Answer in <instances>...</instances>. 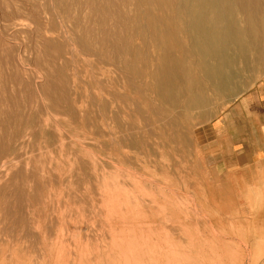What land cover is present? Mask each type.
<instances>
[{
  "label": "rangeland",
  "instance_id": "obj_1",
  "mask_svg": "<svg viewBox=\"0 0 264 264\" xmlns=\"http://www.w3.org/2000/svg\"><path fill=\"white\" fill-rule=\"evenodd\" d=\"M54 3L0 0V264H264L261 193L219 195L225 181L208 163L216 152L211 126L264 80V67L243 71L234 92L208 86L202 108H171L152 92L143 99L78 48L76 13L60 31L56 13L59 32L47 34L43 12L55 14Z\"/></svg>",
  "mask_w": 264,
  "mask_h": 264
},
{
  "label": "bare ground",
  "instance_id": "obj_2",
  "mask_svg": "<svg viewBox=\"0 0 264 264\" xmlns=\"http://www.w3.org/2000/svg\"><path fill=\"white\" fill-rule=\"evenodd\" d=\"M56 1H57V3H56ZM54 2H55L54 3L55 5H53V9L56 11L55 14L54 13L49 14V13L43 12V14H45L47 16V18H46L47 22L49 23V25H51V27H48L49 32L47 34L52 35L55 32H59L60 30H62V28H65L66 21L70 20L71 14L76 13V18H74L72 21V26H73L72 28L75 31V35H77V40H78V42L76 43L77 47L82 49L84 52H86L90 57H93L96 60L97 65H107V66H110V67L116 69L117 74H119V76L122 77L121 79L123 80V82L126 85L128 84L131 86V85L135 84L134 89H135L136 93L140 97H142L143 99L147 98V96H149V93L152 92V94H154L156 100L160 101L161 103L167 104L171 108L178 107L179 109H182L183 111L188 109L191 105H197L199 108H202L205 106V103H206V98L203 94V91L208 86L213 87L217 92L223 91L224 93H226L228 91L231 93L233 91L232 86H233L234 81L236 79L241 78V74L243 71L249 70L250 68H253V67H264V0H71L70 3L63 2L62 0H54ZM16 13L17 14L20 13L19 9L16 10ZM56 13H58V17H59L58 18L59 19V24H58V30L59 31L54 29V27L51 24L52 20L54 19L53 16L57 17ZM49 41H47V43H46L47 46H49ZM51 56H52V54H51ZM50 58H52V57H50ZM49 61L51 62V61H55V60L49 59ZM238 64L241 65V68H239L237 66ZM85 72H88V69ZM89 73H91V72H89ZM103 76L106 77L105 75H103ZM119 81H120V79H119ZM234 84H238V83H234ZM95 90H96V88H95ZM96 96H98V95L96 94ZM97 100H98V98H97ZM118 103H117V105H119ZM142 104H144V103H142ZM145 105H147V103ZM154 109L155 108H151V112H153L155 115H158L159 117H164L163 112H160L159 110H157V109L154 110ZM83 117H82V119H83ZM126 120L128 121V119H126ZM126 120H125V122H127ZM111 122H113V121H111ZM150 122H151V120H150ZM156 122H157V120H156ZM156 124H158V122ZM81 126H82V124H81ZM139 127L140 126H138V129H139ZM120 130H122V129H120ZM149 130H151V129H149ZM151 131H153V130H151ZM143 134L146 136L145 133H143ZM124 135H122V136H124ZM57 136H59V135H57ZM156 138H157V136H156ZM63 139H65V138H63ZM157 139H159V138H157ZM164 139H165V137H164ZM40 140H41V138H40ZM151 140H154V139H151ZM126 141H127V139L125 140V142ZM58 143H59V141H58ZM133 143H134V141H133ZM157 143H158V141H157ZM157 143H155V144L157 145ZM135 144H136V142H135ZM48 146H50V143ZM95 146L96 145L94 144V147ZM142 146L143 145H141L139 147H142ZM153 146H154V144H153ZM132 147H133V144H132ZM97 148L99 149L98 146H97ZM144 148L146 149V147H144ZM132 150H133V148H132ZM140 150L142 152L143 149H140ZM152 152H154V151H152ZM146 153L147 152H145V155H146ZM149 153L150 152H148V155H149ZM152 155H154V154H151V156ZM89 156H90V154H89ZM110 156H111V154H110ZM125 156H127V155H125ZM89 159H91V158H89ZM17 160H19V159H17ZM51 160H53V159H51ZM126 160H127V158H126ZM127 162L125 161V163H127ZM7 163H8V161H7ZM150 164H152V163H150ZM5 165H6V163L2 164L1 168H4ZM41 167H44V166H41ZM88 167L89 166H87V169H89ZM119 167H120V165H119ZM147 167H148V165H147ZM67 169H69V168H67ZM63 170H65V169H63ZM63 170H62V172H64ZM133 170H135V169H133ZM45 172L46 171H44V174H45ZM126 172L127 171H125V173ZM49 173H50V171L47 174L49 175ZM112 173H113V175H116L114 172H112ZM130 173L131 172H129V174ZM136 177H137V175H136ZM44 178H43V180H45ZM49 178L50 177H48V179ZM86 178H84V179H86ZM84 179H83V183H84ZM121 179H122V177H120L119 182L123 180V179L122 180ZM49 180H47V182ZM43 183H42V185H43ZM90 183H88V184H90ZM49 184H52V183H50V181H49ZM119 184L120 183H118V185ZM46 186H47V184H46ZM49 187L51 188V186H49ZM90 187H91V185H90ZM146 187L149 188L148 184ZM54 188H55V185H54ZM97 192H99V191H97ZM52 195H54V194L52 193ZM52 195L50 194L49 196L52 197ZM99 196H100V194H99ZM43 197H46V196H43ZM164 197H165V195H164ZM164 197H163V199H164ZM168 199H169V197H168ZM49 200H51V199H49ZM52 200H53V198H52ZM54 200H55V198H54ZM44 201L46 204L47 199L46 200L44 199ZM131 201H133V200H131ZM86 202H87V200H86ZM55 203H56V201L54 202V204ZM85 205L88 206V203H86ZM40 206H42V205H40ZM56 206H57V204H56ZM38 207H39V205H38ZM44 207H46V206H44ZM34 208H36V207H34ZM50 208H51V206H50ZM40 209H41V207H40ZM42 209H43V207H42ZM63 209L64 208H62L61 211H63ZM166 209L167 208L165 207V209H163V210H166ZM33 210L31 213L36 215V213H33ZM45 210H47V209L45 208ZM40 211H42V210H40ZM51 211H55V210H51ZM51 211H50V213H51ZM43 213H44V210L42 211L41 214H42V217L43 216L45 217V214L43 215ZM50 213L49 214L47 213V214L50 216ZM54 213H56V212H54ZM166 213L167 212H165V214ZM28 214L31 215L30 213H28ZM123 214H125V213H123ZM38 216H36V217L34 216V217L36 219H38L37 218ZM34 217H33V219H34ZM59 217H58V219H60ZM30 218H31V216H30ZM39 218H41V217H39ZM53 218L54 217L50 218L51 221H53L52 220ZM55 219H56V217L54 218V221H55ZM62 220H63V218H62ZM62 220H60V221H62ZM29 221H27V222H29ZM33 221H35V219ZM43 222H44V220H43ZM32 223L33 222H31V224H29L30 227H31ZM59 223H61V222H59ZM120 223L122 224V222H120ZM42 225H43V223H42ZM24 226L26 227V225H23L22 227L24 228ZM43 227H44V225H43ZM57 227H58V225H57ZM44 230H46V229H44ZM25 231H26V229H25ZM27 231H28V229H27ZM38 232H39V230H38ZM56 232H57V230H56ZM61 232H62V230H61ZM34 233H36V232H34ZM27 234H30V233L27 232ZM42 234H43V232H42ZM56 235H58V234L56 233ZM128 235H129V233H128ZM47 237H48V235H47ZM49 238H50V236H49ZM52 238H54V237H52ZM50 242H52V240ZM102 242H103V240H102ZM84 243H85V241H84ZM82 244H83V242H82ZM58 245H56V246H58ZM73 246H74V244H73ZM45 247H46V245H45ZM80 247H81V244H80ZM98 247H99V245H98ZM104 248H105V246H104ZM159 248L165 249L163 247V245H161V244L159 245ZM135 249L136 248H134L132 250V252L134 251L133 253L138 254L137 253L138 251H135ZM169 249H168V252L170 251ZM70 250H72V249H70ZM88 250H89V248H88ZM45 251H47V250H45ZM104 251H105V249H104ZM141 251H143V249ZM132 252H131V254H133ZM12 254H14V253H12ZM49 254H50V252H49ZM46 258H47V256H46ZM71 258H73V257H71ZM127 258L128 257L125 256L123 258V260H126ZM65 259H66V257H65ZM86 260H87V258H86ZM109 260H111V258ZM136 264H137V262H136Z\"/></svg>",
  "mask_w": 264,
  "mask_h": 264
},
{
  "label": "crops",
  "instance_id": "obj_3",
  "mask_svg": "<svg viewBox=\"0 0 264 264\" xmlns=\"http://www.w3.org/2000/svg\"><path fill=\"white\" fill-rule=\"evenodd\" d=\"M216 152L208 163L225 181L221 196H241L259 191L264 201V80L230 109L215 126ZM263 186V187H262Z\"/></svg>",
  "mask_w": 264,
  "mask_h": 264
}]
</instances>
